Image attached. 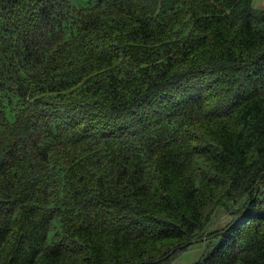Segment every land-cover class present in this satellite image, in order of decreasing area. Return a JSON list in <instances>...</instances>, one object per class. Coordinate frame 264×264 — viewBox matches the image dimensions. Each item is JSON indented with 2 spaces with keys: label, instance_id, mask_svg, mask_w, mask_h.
<instances>
[{
  "label": "trees",
  "instance_id": "16d2710c",
  "mask_svg": "<svg viewBox=\"0 0 264 264\" xmlns=\"http://www.w3.org/2000/svg\"><path fill=\"white\" fill-rule=\"evenodd\" d=\"M254 1L0 0V264H264Z\"/></svg>",
  "mask_w": 264,
  "mask_h": 264
},
{
  "label": "rangeland",
  "instance_id": "374dc122",
  "mask_svg": "<svg viewBox=\"0 0 264 264\" xmlns=\"http://www.w3.org/2000/svg\"><path fill=\"white\" fill-rule=\"evenodd\" d=\"M254 6L264 7V0H255ZM229 220L224 210L218 208L215 214V218L209 223L207 229L212 230L223 226ZM205 247L204 242H194L186 251L178 255L170 264H190L194 260L198 259Z\"/></svg>",
  "mask_w": 264,
  "mask_h": 264
}]
</instances>
